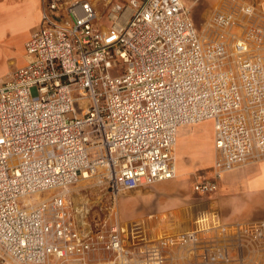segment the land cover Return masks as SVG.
<instances>
[{"label":"built area","instance_id":"1","mask_svg":"<svg viewBox=\"0 0 264 264\" xmlns=\"http://www.w3.org/2000/svg\"><path fill=\"white\" fill-rule=\"evenodd\" d=\"M105 13L107 32L91 0H42L24 65L0 80V264H259L264 222L129 243L115 211L86 226L92 205L63 192L94 178L89 190L116 200L174 179L177 129L202 121L214 157L195 195L264 157L255 6L223 0L202 31L183 0H126Z\"/></svg>","mask_w":264,"mask_h":264},{"label":"crops","instance_id":"2","mask_svg":"<svg viewBox=\"0 0 264 264\" xmlns=\"http://www.w3.org/2000/svg\"><path fill=\"white\" fill-rule=\"evenodd\" d=\"M212 1L214 5L213 14L219 9L223 0ZM249 1L255 6L258 19L260 23L264 25V0ZM41 4L42 0H0V42L3 41L6 26L24 23V31L26 32V38L22 48L24 56V43L38 25ZM186 9L188 10L187 7ZM24 63L25 61L22 62L21 66H23ZM15 70L16 68L8 70V78ZM206 122H210L211 124V131L207 138L208 153H206L204 157H198V161L191 165L178 164L175 160L176 177L172 180L184 176L188 178L190 182L188 187L191 194L190 199L185 200V197L178 193L167 194L165 201L163 203L160 201V205L155 207L157 211H160L156 213L157 220L150 229L151 233L147 236V239L160 238L192 230L207 231L214 229L216 231L223 230L227 233H231L232 227L236 224L245 222H264V157L224 173L219 182L217 191L213 194L206 196L196 195L198 196L196 197L192 192V184L196 180L209 177L212 171L214 157L212 122L208 120L194 125L180 126L176 133V145L174 149L175 158L177 157V138L180 136V133L186 132L187 134H192V136H194L193 138H195L198 126ZM196 168L204 169L201 170V173L194 174L192 171ZM153 185H151L152 188L149 194L145 196L152 195V197H154L152 200H155L156 194H154ZM76 196H78L80 200H77L74 204L87 202L82 200L83 197L79 195ZM171 199H176V202L173 204L168 203ZM169 209H173L174 218L167 219L165 217L167 214L162 212ZM135 218L138 217L135 216ZM187 221L188 226L185 225ZM134 222L138 223L136 221ZM139 223L142 224L143 222L140 221ZM122 227L127 242L139 243L146 240L143 235L127 233L126 227ZM252 254L253 256H251V259H256L259 261V264H264V242H262L258 248H255Z\"/></svg>","mask_w":264,"mask_h":264},{"label":"rangeland","instance_id":"3","mask_svg":"<svg viewBox=\"0 0 264 264\" xmlns=\"http://www.w3.org/2000/svg\"><path fill=\"white\" fill-rule=\"evenodd\" d=\"M94 4L98 14L102 16L100 18V25L103 26L105 32L108 31V27L111 24L110 19L106 16L105 10L110 3H123L126 0H91ZM185 6L188 8L189 14L196 28L199 31L204 29L205 24L208 22L213 12L212 0H184ZM24 23L8 25L5 27L3 41L0 42V79L8 78L9 69L19 68L22 62L25 61L22 48L23 42L26 38V32L24 31ZM211 131L210 122L202 123L196 130V136L187 134L186 132L180 133L177 138V148L175 158L179 164H194L198 161V157L205 156L208 153L207 138ZM175 151V150H174ZM204 168H196L192 172L194 174L201 173ZM191 175V173H190ZM189 180L187 177H180L175 180H167L153 185L154 194H156V201L152 200V195L149 194L152 186L142 187L136 191H131L125 195L118 196L116 200H109L107 198H101L95 196V192L89 190L90 187L97 185L94 178L87 180H79L73 185L68 187L69 196L76 202L79 195L83 197L82 200L91 204L92 208L89 214L83 218L85 225L89 223L101 225L100 222L113 220L112 211L116 212V218L120 225L126 227L127 233H137L143 235L147 240V236L151 233L150 229L154 226V222L157 220L155 209L165 201L167 194L178 193L185 197V200L190 199L191 194L189 191ZM50 192H44L36 194L32 197L31 202L35 203L47 196ZM196 196V195H195ZM88 197V198H87ZM198 197V196H196ZM164 199V200H163ZM180 199V198H179ZM184 200V199H183ZM176 199H171L168 203H175ZM165 204V203H164ZM174 207V206H173ZM171 207V208H173ZM178 207V206H177ZM112 209V210H111ZM174 209V208H173ZM173 209L164 210L163 213L167 214V219L174 218ZM110 216H109V214ZM182 214V213H181ZM137 216L138 218H135ZM133 218V219H132ZM182 218V217H181ZM188 220V219H187ZM134 221L138 222L135 223ZM143 222L140 224L139 222ZM188 226V221L185 223Z\"/></svg>","mask_w":264,"mask_h":264},{"label":"bare ground","instance_id":"4","mask_svg":"<svg viewBox=\"0 0 264 264\" xmlns=\"http://www.w3.org/2000/svg\"><path fill=\"white\" fill-rule=\"evenodd\" d=\"M175 140H176V138H175ZM175 145H176V142L174 143V149H175ZM63 192H68L69 193V190L68 189H66L65 191H63Z\"/></svg>","mask_w":264,"mask_h":264},{"label":"water","instance_id":"5","mask_svg":"<svg viewBox=\"0 0 264 264\" xmlns=\"http://www.w3.org/2000/svg\"><path fill=\"white\" fill-rule=\"evenodd\" d=\"M129 193V192H128Z\"/></svg>","mask_w":264,"mask_h":264}]
</instances>
